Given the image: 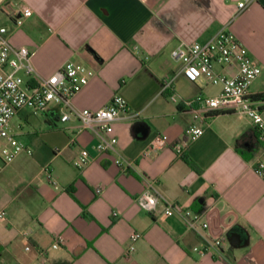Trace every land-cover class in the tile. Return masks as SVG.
Masks as SVG:
<instances>
[{"label": "crops", "instance_id": "1", "mask_svg": "<svg viewBox=\"0 0 264 264\" xmlns=\"http://www.w3.org/2000/svg\"><path fill=\"white\" fill-rule=\"evenodd\" d=\"M238 1L0 0V25L11 30L13 46L33 52L40 76L70 60L92 70L75 106L98 110L119 94L131 110L114 125L127 168L114 163L115 154H98L95 136L80 131L77 121L61 122L57 104L42 115L22 110L13 118L11 133L30 152L0 171V211L6 213L0 264H264V180L254 170L264 162V139L251 119L214 112L183 155L173 148L193 123L185 101L215 96L220 87L177 75L181 63L171 52L205 43L224 27L262 70L250 94L264 117V100L255 99L264 94V0L236 15ZM20 5L32 13L15 27ZM224 71L233 74L235 67ZM174 76L173 89L165 90ZM157 136H166L167 146L149 152ZM82 149L92 161L78 169L74 160ZM146 178L180 210L201 215L196 230L177 213L164 215L161 204L157 214L139 206ZM134 231L141 239L129 254ZM234 232L239 246L229 242ZM58 235L64 244H57ZM219 238L222 246L204 255L194 251Z\"/></svg>", "mask_w": 264, "mask_h": 264}, {"label": "built area", "instance_id": "2", "mask_svg": "<svg viewBox=\"0 0 264 264\" xmlns=\"http://www.w3.org/2000/svg\"><path fill=\"white\" fill-rule=\"evenodd\" d=\"M257 0H239L237 14L244 11ZM29 6L20 5V16L15 19L14 26L20 27L23 18L30 16ZM11 30L0 25V171L16 158L23 150L30 152L22 143L15 140L11 133V122L22 110H29L33 115H42L52 104L59 106L61 122L75 120L80 124V131L88 130L96 138L94 149L98 154H115L114 163L127 168L131 163L123 162L118 151V138L114 125L127 118L131 110L127 101L115 94L109 104L98 110L80 109L73 103L74 96L86 86L93 75L92 70L85 64L68 61L48 77L40 76L33 64L31 52L27 47H15L10 42ZM171 57L181 63L177 75H183L188 81L196 82L205 79L220 91L215 96H197L186 100L185 105L193 114V123L188 126L183 137L174 144L178 155H183L191 143L199 139L205 132L207 118L214 112L238 111L249 117L254 127L264 139V117L257 103L250 94V87L261 75L248 49L229 31L222 28L216 35L205 43L180 44L172 50ZM235 67L233 74L226 73L224 68ZM176 76L165 82L164 89L172 90ZM172 100L176 95L172 94ZM167 146L166 136H157L150 144L149 152L157 151ZM92 161L87 149H82L74 160L78 169H83ZM255 172L264 180V162L254 167ZM48 180L56 185L53 176L48 173ZM147 189L137 197L139 206L150 214H157L158 206L164 207L163 214L174 216L179 214L189 226L196 230L201 215L191 209L180 210L176 204L169 201L159 190L156 182L145 179ZM102 193V188L96 189ZM116 212L113 216H117ZM0 220H6V213L0 211ZM204 229L208 223H203ZM141 239V233L134 231L129 237L128 253L136 250V244ZM56 242L64 244L62 235ZM222 238L215 239L205 248H194V251L204 255L209 249L223 245Z\"/></svg>", "mask_w": 264, "mask_h": 264}, {"label": "water", "instance_id": "3", "mask_svg": "<svg viewBox=\"0 0 264 264\" xmlns=\"http://www.w3.org/2000/svg\"><path fill=\"white\" fill-rule=\"evenodd\" d=\"M229 242L232 246H239L242 242L241 235L237 232L232 233Z\"/></svg>", "mask_w": 264, "mask_h": 264}, {"label": "trees", "instance_id": "4", "mask_svg": "<svg viewBox=\"0 0 264 264\" xmlns=\"http://www.w3.org/2000/svg\"><path fill=\"white\" fill-rule=\"evenodd\" d=\"M256 100H264V94H261L257 97H255ZM191 167L195 168V166L193 165V163H189Z\"/></svg>", "mask_w": 264, "mask_h": 264}]
</instances>
